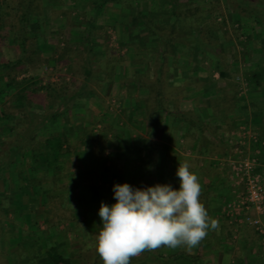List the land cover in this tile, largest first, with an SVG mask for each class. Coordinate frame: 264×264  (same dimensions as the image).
Masks as SVG:
<instances>
[{
  "label": "trees",
  "instance_id": "trees-1",
  "mask_svg": "<svg viewBox=\"0 0 264 264\" xmlns=\"http://www.w3.org/2000/svg\"><path fill=\"white\" fill-rule=\"evenodd\" d=\"M84 1L89 4L92 16L87 17L86 13L85 17L77 16V23L84 24L86 28L84 27L78 33L69 36L68 40L65 41L67 47L73 42V39L84 45L85 56L82 58L84 78L78 89L68 93L64 83H61L60 86L50 81L43 84L38 75H29L18 79V74L23 71L21 65L27 61L34 65L32 63L34 56L38 57L42 53L39 43H35L30 48V46H27V40L34 35L35 40L39 41L40 37L43 38L40 17L43 3H46V1L40 3L39 0H21V2H18L20 31L16 34V38L22 53L17 59H0V150L3 151V154L0 155V180L6 178L8 174L10 178H15V183L18 185L14 190L9 189L7 193L0 192V215L6 217L12 213L15 216H21L24 209L28 207L22 201L25 194L35 196L38 201L33 205L30 203L34 209V212L28 215V224L32 231L30 237L23 244L27 248H25L24 259L20 260L21 257L19 258L15 250L9 251V254H13L14 264H102L103 262L96 250L94 257L91 256L90 259L85 258L82 253L67 252L64 249V244L57 239L59 223L53 222L51 216L58 205L72 208L71 214L75 217L69 219V224L73 229H76L81 226V224H78L81 216L85 214L95 216L98 214L92 210L95 205L93 201L89 202L93 197L87 194L91 189L90 187L85 189L86 186H83V189H79V195L75 197L77 200L76 206H71L67 197L70 195L69 192L65 191L67 190L66 187L60 185L58 181L63 178L64 168L68 166V161L70 162L69 155L76 147L80 149L78 150L77 159H82L83 154L91 148L95 150V153L97 152L96 154H100L99 151H96L97 137L100 135L94 130L92 123H89L90 121L86 118L80 122L74 121V123L70 117H67V112L71 107L69 104L73 101L80 105L83 100L87 101L96 96V92L92 87L94 81H105L102 76L104 72L95 67L96 60L94 58L96 54L102 51V46L97 40L99 36L105 35L107 29V24L97 23L98 18L104 11L113 9L112 12L118 18L116 19L117 23L113 25L117 30L120 49L126 47L131 52V49L137 47L143 50L146 46L147 58L149 57L146 59L147 62L149 60L154 63L158 61V76L155 81H143L141 73L122 79V86L127 89L125 107H127L126 111L131 119L140 114L142 115L146 111V105L141 99L154 89H156L158 98L154 112L161 114L166 110L162 106L161 86L164 83L162 75L165 71V64L168 65L169 70L172 71L171 74H173L169 79L171 83L186 79L194 84L201 81L203 82L201 84L202 90L209 94L214 93V89L218 88L217 83L233 77V66L225 67L221 58V55L226 52L225 50H230L229 44L233 45L232 40L219 41L221 36L219 31L227 17H224L222 12L220 13L216 5L205 9L201 7V4L206 0H189L185 3H182L181 0H159L165 7L161 11L155 12L151 9L149 1H143L136 6L134 0ZM222 1L226 2L232 26L237 24L234 27L235 31H239L241 35L246 37V39L237 38L239 45L242 46V49L239 50V59L245 65L242 76L249 88V94H251L250 105L248 110L244 111V115L247 120L251 118V121L257 126L255 149H260L261 154L257 156L261 160L264 153V38L261 33L256 32L255 28L259 24L263 25L264 0ZM209 2L211 5L219 4L220 1L210 0ZM4 3L5 0H0V43L5 39L3 31L5 32L7 27L4 21L9 14V11L5 10ZM219 16L223 21H217ZM191 17L197 20L198 25L184 29V22ZM127 18H130V20L125 24L124 21ZM126 31L130 40L126 39ZM213 40L216 43H212ZM67 47L64 48L67 49ZM217 48L221 51H218ZM30 49L31 54L28 55ZM171 51L173 52L170 54L169 61L166 52ZM62 52L57 56L38 60L35 68L40 67L42 64L54 65L60 62V58L62 59L64 56ZM183 52L185 54L182 55L184 58L181 61L177 57ZM147 62L143 63L144 65L142 64L141 67H148ZM202 67L208 69L207 75L203 77L198 75L203 69ZM143 70L139 69V72ZM121 71H117V73L120 72V77L122 76ZM215 71L219 73L218 79L214 77ZM113 81L114 78L111 77L108 84H112ZM62 82L66 81L63 79ZM230 84L232 83L229 82ZM135 88L137 93L141 95V99L136 97ZM221 92L222 89H219L217 95L212 96L218 100ZM207 93L206 95H208ZM256 94L260 96L256 98ZM43 95L47 98L48 105L37 102L40 101L38 96ZM75 107L77 106L75 105ZM81 108H77V110H83ZM14 109H17L18 113L13 112ZM176 114L181 119L187 117L185 113L180 111ZM190 123L196 125L192 121ZM74 125H76L75 129ZM77 126L79 127L77 128ZM156 126V124H151V130L154 131ZM128 130L129 128L126 125L116 130L119 134L123 132L127 134L122 137L120 142H123L129 160L136 162L137 167L143 166L142 168H145L144 165L148 161L147 156H149L150 150L155 147L150 141H147V154L143 156L140 148L137 149L133 144V140L130 137L128 138ZM104 132L106 134L108 130L105 128L102 133ZM108 169V167H105L106 171ZM114 180L119 181L121 179L115 176ZM109 190L114 195L113 188ZM234 197L235 195L231 194L229 199L224 202V206ZM116 202L113 197L112 204ZM40 206L42 209H40ZM38 214L44 216L46 229L42 231V234L35 237L33 232L39 230ZM225 218L229 220L231 217L226 215ZM18 220L20 219L18 218ZM226 222L228 223V221ZM235 223L230 225L227 235L221 237L222 242L226 239H232ZM85 230L87 232L84 231V233L91 234L93 239L98 235L99 232L97 231H100L97 229H92L93 231H90V229ZM255 230L261 236L264 235L257 229ZM0 231L4 233L2 227H0ZM205 243L211 244V237L205 239ZM236 262L237 264H253L246 262L243 258L236 259ZM131 264H201V254H191L184 251L171 253L161 247L157 250L143 252L133 258ZM257 264H264V257Z\"/></svg>",
  "mask_w": 264,
  "mask_h": 264
},
{
  "label": "rangeland",
  "instance_id": "rangeland-1",
  "mask_svg": "<svg viewBox=\"0 0 264 264\" xmlns=\"http://www.w3.org/2000/svg\"><path fill=\"white\" fill-rule=\"evenodd\" d=\"M40 3L42 1H46V3H43V9L41 13V37L38 41L35 40V35L30 36L27 40V46L30 48L33 47L35 43H39L40 49H42V53H40L37 56H34V60L32 65L30 62H25V64L21 65V68L23 71L18 74V79H21L22 77H28L29 75H38L40 79L42 80V83L45 84L48 81L56 83L58 86L62 85L61 83H64V86L66 87V91L69 93L71 91H75L78 89V87L81 85L83 78H84V72H83V60L82 58L85 56V50L84 45L76 42L77 40L73 39V42L70 43L67 46H65V41L68 40V37L76 34L84 27L86 26L84 24L77 23L78 17H85V13L87 17H91L92 14L90 12V6L89 4L84 0H39ZM135 6L139 5L143 1H149L151 9L155 12L161 11L165 5L159 0H134ZM189 0H181L182 3H185ZM210 0H206L201 4L202 8L209 9L210 6H215L219 9L220 13L222 12L224 17L226 18L225 23H223L220 33V40L219 41H225V40H232L233 45L229 44L230 50H225L221 56L222 63L225 67L227 66H233L234 71L232 72L233 77H230L228 80H222L220 83H217L216 86L218 87L216 90L214 89V93H201L202 87L201 84L203 82L197 81L196 84L192 83L188 79L177 81L175 83H171V80H169L173 74H171V70L168 67V65L165 64L164 68V74L162 75V78L164 79V83L162 86V106L166 110L164 112L172 113L174 115H177V112H183L188 117H193L197 115V108L200 106L201 97L203 100H209L214 111L216 110H223V113L227 116L231 112L235 110L236 107H240L243 105V102L250 103V96L249 94V88L246 84V82L243 79L242 71L245 68L244 63L239 59L240 54L239 50L242 49V46L238 43V37L242 39H246L245 35H241L238 32L235 31L234 27L237 26L235 24L231 23L230 14H228L227 11V5L226 2L219 0V4H209ZM18 2H21V0H5L4 7L6 11H9V14L6 16V19L4 21L5 26L7 27L6 31L4 33L5 39L2 40L0 43V59H17L21 55V49L19 48V45L17 44V38L16 34L20 31V25L18 21V15L20 13V10L18 9ZM52 2V3H51ZM115 10V9H114ZM113 9H109L107 11H104L101 16L98 18L97 23L98 24H107L106 33L103 36H99L98 43L102 46V51L99 54H96L94 56L95 58V67L104 73L102 76L104 77L105 81H94L92 84V87L94 88V91L96 92V96L90 98L89 100H83V103L78 105L74 101L70 103L71 106L70 109L67 112V117H70L71 120L75 119H82L86 118L89 123H92V127H94V130L100 135L98 138V143L96 146V150L100 152V154L105 153L107 151H113V148L122 146V144L118 145L117 141H109V139L105 138V132H103V129L106 128L108 130L107 134H109V138L112 137V133H116V130L119 129V126L124 127L125 125L129 128V132L132 133H141L143 135H149V132H155V134H160L161 128L160 125L156 124V129L154 131H151V124H152V118L155 114L154 110L157 107V96H156V89L152 90L148 95L144 96L142 98V101L146 105V111L144 112L145 115H147L146 119L143 120L141 123H138L137 125L130 124V116L128 115V112L126 111L125 107V96L127 94V89L122 86L123 84V78L127 79L131 77L132 75H135L136 73H141L142 80L146 82H153L155 81L156 77L158 76V66L157 62H153L149 60L147 62V51L146 46L143 50L140 48L133 50L131 49V52L128 51V48L124 47L120 49V44L118 41L117 36V30L114 27V23H117L115 17V14L112 12ZM226 15V16H225ZM158 17V16H157ZM221 16L218 17L217 21L221 22ZM130 18H127L126 21H124L125 24L128 23ZM264 20V19H263ZM76 21V22H75ZM218 22V23H219ZM220 24V23H219ZM198 25V22L195 18L191 17L188 18L183 26L184 29H189L192 27H195ZM218 25V24H217ZM256 32L261 33L262 37L264 38V22L263 25L259 24L256 26ZM125 31V30H124ZM72 32V33H71ZM127 33V31H126ZM40 34V35H41ZM126 38V37H125ZM129 38V34L127 33V38ZM216 43V41L213 40L212 43ZM152 46V45H151ZM64 47H67L65 49ZM222 49V47H220ZM219 49V48H217ZM228 49V46H227ZM64 51V52H62ZM128 51V53H127ZM218 51H221L220 49ZM31 49L28 53L30 55ZM61 52L64 54L62 59L60 58V62H57L54 65H46L42 64L40 67H36L35 65L38 64V60L53 57L54 55L61 54ZM171 52H166V56L168 58L171 56ZM185 52L178 55L179 60H183V56ZM239 59V60H238ZM170 61V58L168 59ZM148 63V67L146 68L142 66L143 63ZM234 62V64H232ZM211 64V63H210ZM232 64V65H231ZM144 65V64H143ZM141 67V68H140ZM203 68V67H202ZM27 69V70H26ZM139 69H144L142 72H139ZM122 70V76L120 77L119 73L117 71ZM208 69L203 68L199 72V76L201 77L207 75ZM235 72V73H234ZM124 73V74H123ZM182 72L180 73V75ZM111 75V76H109ZM170 75V76H169ZM112 78H114V81L112 84H108V81ZM214 77L218 79L219 73L218 71H215ZM63 79L66 82H62ZM115 79H117L115 81ZM229 82L232 84L229 85ZM107 83V84H106ZM155 86V84H154ZM153 86V87H154ZM157 88V86H156ZM153 89V88H152ZM219 89H222L221 96L218 100L217 98L212 95H217V91ZM213 90V89H212ZM212 92V91H211ZM236 94V96H234ZM202 95V96H201ZM260 95L256 94V98H258ZM139 97V95H137ZM218 97V96H217ZM235 97V99H234ZM216 98V99H215ZM38 99L40 101H37L40 104H47V98L43 96H38ZM244 99V100H242ZM43 101V102H41ZM183 102H187L185 104H182ZM217 103V104H215ZM76 105L77 107L74 108ZM83 108V110L78 111L77 108ZM81 108V109H82ZM189 108V110H187ZM13 112L18 113L17 109H14ZM243 115V114H241ZM228 120V119H227ZM79 126H77L78 128ZM192 127V129H191ZM191 129V130H190ZM254 130V129H253ZM246 132V131H245ZM187 144L185 142V145H182L184 149H189L191 143L193 140H198L201 145V128H198L196 125H192L190 123L189 129L187 131ZM252 135L255 133L251 132ZM106 134V135H107ZM247 134V133H246ZM114 135V134H113ZM249 139V138H248ZM157 140H154L155 148L159 149L162 148L159 146V141L155 142ZM134 146H136L137 149L141 148L140 142L138 139L135 141L133 140ZM222 147H224L222 145ZM117 150V149H115ZM248 151V150H247ZM115 157V156H114ZM106 156H104V159ZM109 159V157H108ZM107 159V161H108ZM189 157L185 156L184 161H189ZM110 164H114V167L112 168L115 171V168H117V164L120 163V158L115 159H109ZM122 160V159H121ZM109 162V161H108ZM191 162V161H189ZM124 162H121V165ZM129 168V167H127ZM136 169V168H135ZM133 171L128 174H117L121 180L119 182L115 181V184H123L128 183L133 188H137L138 182L140 181V176H145L144 171H136L132 169ZM261 170V169H260ZM144 174V175H143ZM145 179V178H144ZM143 179V180H144ZM146 180V179H145ZM232 180V178H231ZM125 181V182H124ZM236 182V180H234ZM146 182V181H144ZM114 186V185H113ZM68 197V203L71 206H76L77 200L76 198H73L69 196ZM107 198L100 199L97 204L93 207L94 212H99L101 202H104L105 204L111 206L112 201L110 199V196H106ZM67 199V198H66ZM66 201V200H65ZM59 203V202H58ZM114 203V201H113ZM57 208L52 212V220L55 223H59V231L57 239L60 243L64 244V249L67 252H72L73 254L82 253V255L85 258H89L95 254V239H93V236L91 234L84 233L87 232L85 229H90V231H93L94 229L100 230L102 227L101 220L99 215L95 216H89L87 214L81 216L79 218V223L81 224L80 228L73 229L71 227L70 220L74 219V215L71 214V209L69 207H65L58 205ZM5 217L2 215L0 216V227L3 228L4 233L2 235V232L0 231V264H14V257L13 254H9V251H16V254L21 257L20 260L24 259V254L26 251V247L22 243H20V233L17 223L13 222L12 220H5ZM62 218V219H61ZM229 225H233L231 222H229ZM45 225V224H44ZM42 228L46 229V226ZM235 226V225H234ZM82 227V230H81ZM238 228V226H237ZM93 229V230H92ZM69 230V231H67ZM99 232V231H97ZM225 232L228 233L229 229L227 226H225ZM246 236L253 237L254 235L251 234V230L247 231ZM24 234V233H23ZM85 234V235H83ZM245 237V238H247ZM213 238L211 237V240ZM257 242V241H256ZM12 244V246H10ZM200 247L195 253L201 254V243L199 244ZM198 247V246H197ZM197 247L195 249H197ZM26 248V249H25ZM177 251H184L189 253L185 250V248H177ZM164 250L168 252L170 248L164 247ZM192 254V253H191ZM18 258V257H17ZM235 258V257H233ZM227 263L233 264L230 259L227 260ZM103 264V262H102Z\"/></svg>",
  "mask_w": 264,
  "mask_h": 264
},
{
  "label": "crops",
  "instance_id": "crops-1",
  "mask_svg": "<svg viewBox=\"0 0 264 264\" xmlns=\"http://www.w3.org/2000/svg\"><path fill=\"white\" fill-rule=\"evenodd\" d=\"M201 93L205 92L202 90ZM135 95L136 97L139 95L137 98L141 99V95L137 93L136 88ZM199 102L200 106L197 108L198 113L193 117L187 116L185 119H181L172 113H155L152 118V125H160L162 129L160 134H155L154 136L155 132H150L148 133L149 135H143L141 132L138 134L133 133L132 135V133L129 132L128 138L130 137L134 141L136 139L139 140L141 145L140 151H142L143 156L147 154V141H150L152 145L155 146L154 140H157L159 141V146L162 147L150 150L149 156H147L148 161L146 165H144L145 168H142L143 166L137 167L136 162L134 163L129 160L128 153L123 147V142H120L122 137L127 135L126 133H112L110 134L112 135L110 138L109 134L106 133L107 135L103 134L106 139H109V141L115 140L118 142V145L122 143V146L114 147L113 151H107V154L102 153L101 155L96 154L97 152L95 153V150L91 148L83 154L82 159H77V155L79 154L78 150L80 149L76 147L71 151L69 155L70 162L68 161V166L64 168L63 178L58 182L60 185L66 187L67 190L65 191H68L70 197L73 196V198L79 195L78 190L81 188L83 189V186H86L85 189L90 187L91 189H89L87 194L90 197L93 196L89 202L93 201L94 204H97L100 199L107 198L106 196L108 195L112 201L114 195L109 189H112L115 184L116 180H114V177L118 176L115 175V173L130 174L133 171L132 169H134L136 173L137 171H144L145 176H148H140L137 188L143 189L156 184H170L174 189L178 190L179 178L176 176V171L179 163L184 162V158L187 156L190 158L189 161H191H188L191 165V171L198 175L202 185L200 201L206 207L209 216L219 221L218 230H209L205 238L208 239L212 237V243H205V239L201 242V264H228V259H230L233 264H237L236 259L240 258H243L248 263L257 264V262L264 257V235L261 236L253 226L235 223L232 239H226V241L223 242L221 240V237L227 235L225 226H227L228 229L230 227L229 223L226 221L234 223L231 219L227 220L225 218L226 214L224 211V202L229 199L231 194L235 195V190L238 188L232 178L230 163L232 159L251 156L255 154L256 150L260 151L258 148L255 149L257 126L254 125L251 118L247 120L244 115V111L248 110L250 103L243 102V105L236 107L233 112L226 116L222 109L214 111L208 99L203 100L201 97V101ZM185 103L187 102H183L182 104ZM187 110H189V108H187ZM146 117L147 115L144 113L142 115L140 114L130 119L129 123L137 125L145 120ZM72 121L80 122L83 120L76 118V120L73 119ZM190 121H192V123L194 122L198 128H201V134L199 133V135H201V145L198 140H193L189 146L190 148L184 149L182 145H185V142L187 144L185 138L188 134L187 131ZM75 126L76 125H74V129ZM251 132L255 134L252 135ZM222 145L224 147H222ZM2 154L3 151L0 150V155ZM259 154H261V152H259L258 155ZM104 156H106V158L103 161ZM108 157L109 159H115L116 157L120 158V163H118L117 168H115V171L117 170L116 172H114L112 168L114 164H110ZM122 161L124 163L121 165ZM105 167L109 168L108 171L105 170ZM259 168L264 171V153L263 157H261ZM17 186L15 178H10L8 174L6 178L0 180V192L3 194L7 193L9 189L14 190ZM22 201L28 205L22 212L23 214L21 216H15L10 213L4 219L12 220L14 223H17L18 228H20L19 233L21 234L19 241L24 244L30 237L32 231L28 224V215L34 212L31 205L38 201L35 196H30L29 194L23 195ZM30 203L32 204L30 205ZM40 209H42L41 206ZM252 214L255 215V212L252 211ZM37 217L39 218V230L38 232H33V236L35 237L42 234V231L45 230L42 228L45 224L44 216H41V214L39 216L38 214ZM18 218L20 220H18ZM44 226H46V224ZM249 230H251V234L254 235L253 237L249 236L250 233H247ZM246 234H249L248 237ZM199 247L200 245L197 249H195V247L191 251L186 250V248L185 250L189 253H195ZM177 250L176 248L168 251L172 253Z\"/></svg>",
  "mask_w": 264,
  "mask_h": 264
},
{
  "label": "clouds",
  "instance_id": "clouds-1",
  "mask_svg": "<svg viewBox=\"0 0 264 264\" xmlns=\"http://www.w3.org/2000/svg\"><path fill=\"white\" fill-rule=\"evenodd\" d=\"M176 176L178 190L170 184L143 189L114 184L117 202H101L98 212L102 227L95 250L103 264H131L143 252L161 247L191 251L209 230H218L219 221L200 201L202 185L188 161L179 163Z\"/></svg>",
  "mask_w": 264,
  "mask_h": 264
},
{
  "label": "built area",
  "instance_id": "built-area-1",
  "mask_svg": "<svg viewBox=\"0 0 264 264\" xmlns=\"http://www.w3.org/2000/svg\"><path fill=\"white\" fill-rule=\"evenodd\" d=\"M259 152L256 150L254 155L232 159V178L238 188L224 211L233 222L251 225L264 234V171L259 168Z\"/></svg>",
  "mask_w": 264,
  "mask_h": 264
}]
</instances>
